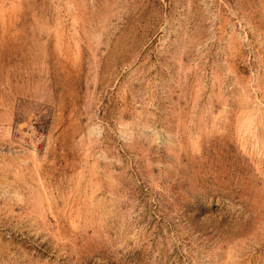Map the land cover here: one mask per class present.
I'll return each instance as SVG.
<instances>
[{
  "label": "rangeland",
  "instance_id": "1",
  "mask_svg": "<svg viewBox=\"0 0 264 264\" xmlns=\"http://www.w3.org/2000/svg\"><path fill=\"white\" fill-rule=\"evenodd\" d=\"M0 264H264V0H0Z\"/></svg>",
  "mask_w": 264,
  "mask_h": 264
}]
</instances>
